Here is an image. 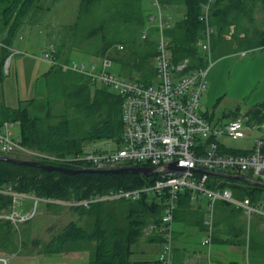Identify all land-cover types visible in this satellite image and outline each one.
I'll list each match as a JSON object with an SVG mask.
<instances>
[{
  "label": "trees",
  "instance_id": "1",
  "mask_svg": "<svg viewBox=\"0 0 264 264\" xmlns=\"http://www.w3.org/2000/svg\"><path fill=\"white\" fill-rule=\"evenodd\" d=\"M41 1L0 0L2 74V66L10 55L9 48L16 34L27 24L28 17L40 9ZM141 2L80 0L76 22L66 31L69 36L64 34L68 42L66 49L74 48L71 43L74 36L78 50L84 42L89 41L91 53L117 63L121 76L151 83L155 77L153 59L156 55V30L149 25ZM159 2L185 8L183 19L165 29L172 61L176 63L188 58L191 60V69L205 67L206 60L196 44L202 37L203 22L199 20V16L207 0ZM255 14H264V0H214L208 13V21L214 29L211 39L213 58L264 47V28L257 22ZM144 30L147 34L142 37ZM118 46L122 48L118 49ZM63 47L65 46H52V54L56 60L64 54ZM91 85L84 76L64 71L59 64H51L35 81V94L31 99L16 108L5 107L0 110V127L6 122H17V140L21 147L59 157L81 152L83 144L92 140L114 139L119 142L122 131V100L118 95L107 92L105 87L96 86L92 97ZM56 106L63 109L54 114ZM250 116L251 120L262 119L264 104L253 109ZM0 156L21 159L16 153L0 152ZM37 161L68 169H84L75 164ZM225 182L232 184L225 186ZM149 183L150 179L137 173L71 174L0 161L1 189L10 187L16 192L54 201L83 200L93 195H103L109 190L135 189ZM208 185L219 189L231 188L238 194V198H248L257 206L264 191L263 186L219 174L209 175ZM189 196V191L180 194L177 206L181 199H188ZM0 200L3 202L0 208L9 210L10 197L0 194ZM163 201L162 198L148 199L143 195L133 202L110 200L94 203L87 209L73 207L71 209L77 214L75 221H70L47 243L33 241L32 244L34 247H42L39 254L55 255L86 250L89 252L88 264H126L131 254L130 245L140 239L147 225L159 222ZM106 202L113 204L114 209L105 210ZM116 202L121 203L118 209L124 216L123 223L121 226L114 223L104 226L103 223L107 222L104 220L114 218ZM45 206L59 205L45 203ZM218 210L220 215L214 221V240L222 243L241 242L245 231L243 225H239L240 211L226 203L218 205ZM151 237L150 235L148 239ZM248 243L249 250L264 256V243L254 237H250Z\"/></svg>",
  "mask_w": 264,
  "mask_h": 264
},
{
  "label": "built area",
  "instance_id": "2",
  "mask_svg": "<svg viewBox=\"0 0 264 264\" xmlns=\"http://www.w3.org/2000/svg\"><path fill=\"white\" fill-rule=\"evenodd\" d=\"M156 12L147 14L148 23L156 32V55L153 59L155 77L151 83L115 75L106 70L110 61L103 60L102 67L84 66L83 64L57 63L50 48L43 58L51 64H59L64 71L76 72L92 84L111 87L121 102V136L119 142L109 146L97 145L66 157L21 147L18 140L11 137L10 124L0 127V152L3 154L19 153L30 155L29 159L47 162L69 163L85 166L93 170H113L125 167H149L154 174L150 183L135 189L109 190L103 195H93L83 200L67 202L74 207L87 209L90 205L110 200L137 201L143 195L164 199L159 222L151 227V232L163 239V248L159 256L165 261L171 250V222L177 209L179 195L190 192L191 200L203 196L212 204L217 200L228 202L243 210L249 218L259 215L264 225V209L253 205L248 198L238 201L229 189L212 188L208 185L210 173L231 176L250 177L251 181L264 185L263 141L255 139L253 149L245 155L223 153L214 140L221 136L230 139L246 137V130L241 119H234L226 124L213 126L208 118L199 113V98L206 83L207 66L191 69V60L182 59L174 63L171 58L169 40L165 29L170 27L169 16L162 13L166 5L159 0H151ZM214 0H207L202 6L199 20L203 22L202 37L197 48L210 62L211 39L214 29L208 21L210 5ZM147 31H143L144 37ZM118 46V49H121ZM211 63L209 64V66ZM7 72V63L4 73ZM86 151H85V150ZM174 164L173 169L168 166ZM0 194L11 199L10 208L4 218L13 226L30 221L37 214L39 202L64 204L0 188ZM157 199V198H156ZM29 200L31 206L25 204ZM206 242V241H205ZM0 264H7L5 257H0Z\"/></svg>",
  "mask_w": 264,
  "mask_h": 264
},
{
  "label": "rangeland",
  "instance_id": "3",
  "mask_svg": "<svg viewBox=\"0 0 264 264\" xmlns=\"http://www.w3.org/2000/svg\"><path fill=\"white\" fill-rule=\"evenodd\" d=\"M141 1L142 9L146 17L148 16L147 14L156 12L157 8L152 5L151 0H145L149 4L145 3L144 0ZM79 2L80 0H42L40 9L28 17L27 25L16 34L12 43L14 51L16 50V45L22 41L25 44L23 49L24 53L22 52L20 56H16L17 53L14 51L2 66L3 74L0 69V110L5 107L16 108L34 96L33 89H29L28 91L26 86L30 81L35 79L36 72L41 65L44 67L41 69L43 72L51 65L50 61L43 58L45 53L42 48V41H44L43 30L45 28L53 29L55 27V31L58 32V35H56L57 43L59 46H65L63 49L67 50L68 42L66 41V35L68 34L66 31L76 22ZM161 11L163 14L169 16V24L171 27L176 22L181 21L185 14V8L177 5H166V8H162ZM255 18L261 28H264V14H255ZM43 20H45V23L42 24L44 22ZM71 43L74 48H72V53L69 57L70 64H83L88 68L92 65L97 69L102 67L104 58L91 53L89 41L84 42L81 46L82 48L79 50L76 49V36L71 40ZM33 62L34 65L32 64ZM6 63L7 74L4 73ZM210 63L211 66L205 78V89L198 102L199 110L201 112L207 111L211 117L210 120L214 124L223 114L229 113V111L239 107V116L243 117V120L246 121L247 117L244 116L246 110L258 102H264V47L254 51H246L243 54L237 53L235 56H223L218 59L213 58L211 54V59L207 63V67ZM14 64H17L18 68V83L15 82ZM106 70L115 75H120V68L115 62L111 61ZM95 86L101 87L99 84H92L90 86V94L92 97L96 88ZM31 87H33L32 83ZM105 88L107 92L115 94L111 87ZM62 109L63 107L56 106L54 114ZM9 130L12 139L17 140L19 138L18 123L11 122ZM256 132H259L258 135L260 134L264 138V118L260 120L258 129L253 133L256 134ZM216 140L221 143L224 142L230 148H248L250 146L249 141L242 139L230 140L226 136L218 137ZM101 144L111 148L114 146V142L111 139H96L87 142L85 147L89 148ZM16 154L21 159L33 160L32 158L29 159L31 157L30 155ZM79 167L89 169L85 166ZM16 184L17 180L15 182ZM229 184L232 183H224L225 186ZM147 198L152 199L154 197L148 195ZM156 198L159 200L158 197ZM200 198L202 201H206L204 197ZM31 202L27 200L25 204L31 206ZM2 203L0 200V205ZM116 203L117 208L114 210V218L104 220L107 221L103 223L104 226H107V224L109 226L112 223L116 226L122 225L124 216L118 209L121 203ZM73 207L67 202L57 207L45 206L44 202H39L35 217L18 226H13L4 218L8 208H0V257H5L7 264H88L89 252L86 250L45 255L39 254L42 249L40 245L34 247L32 244L33 241H38L40 244L47 243L70 221H75L77 214L71 209ZM203 207L206 206L204 205ZM258 207L264 209V192L261 193L258 200ZM104 209H114L113 204L106 202ZM93 217L94 215L91 218ZM91 218L90 220H92ZM261 220V217L256 214H252L249 218L247 216L245 217L249 238L254 237L256 240L263 242L262 236L264 233L262 232ZM153 225V222L147 225L143 229V234L140 239L130 245L132 251L130 259H153L159 255L158 250L160 246L158 242L146 238L147 235L152 234L151 227ZM188 230L191 229H185L186 232ZM185 235H188L186 236V240L189 244H195L197 240H195L193 235L189 233H185Z\"/></svg>",
  "mask_w": 264,
  "mask_h": 264
},
{
  "label": "crops",
  "instance_id": "4",
  "mask_svg": "<svg viewBox=\"0 0 264 264\" xmlns=\"http://www.w3.org/2000/svg\"><path fill=\"white\" fill-rule=\"evenodd\" d=\"M145 3L149 4L148 1H145ZM43 21L44 22H42V24L45 23V20H43ZM54 28L53 29L45 28V30H43L44 41H42L43 42L42 48H43L44 52L47 51L49 48H52L53 45L59 46V44L56 41V39H57L56 35H58V32L55 31ZM22 29H23V27H22ZM22 29H20V30H22ZM51 36H53V37H51ZM40 44H41V42H40ZM16 46H17L16 50H14V51H15V53H17L16 56H20L21 53L23 52L25 44L22 43V41H21ZM13 48L14 47H12V44H11V46L9 48L10 54L14 53ZM258 49H261V48H257V49H253V50L232 52V53L224 55V56H235V55H237V53L243 54L246 51H254V50H258ZM71 53H72V49L67 48V50H64V54L61 55V57H59V60L57 59V61L59 63H69V61H70L69 57L71 56ZM220 57H223V56H220ZM220 57H218V58H220ZM218 58H216V59H218ZM207 63H208V61L206 60V66H207ZM32 64L34 65V62ZM210 66L207 67V71H208ZM43 68H44L43 65H41L36 72L35 79L30 81L28 83V85L26 86V89L28 91H29V89H33L34 94H35V81L37 80L38 77H40L44 72H46L48 70V68H47L46 71L43 72L41 70ZM14 72L16 75L15 82L18 83L17 64H14ZM31 83H32L33 87H31ZM262 104H264V102H258L257 104L251 106V108H248L246 110V112L244 113V116L247 117L246 121L243 120V117L239 116V112H238L239 107H236L234 110L229 111V113L223 114V116L220 117L217 120V122H215L214 124L210 120L211 117L208 115L207 111L201 112L199 109L198 110H199V113L205 115L208 118V120L211 122V124L213 126H219L221 124L224 125L231 120L241 119L242 124H243V126L246 130V134H247L245 138H242V140L249 141L250 146L248 148H243V147L230 148V147H227V145L224 144V142L223 143L218 142L216 140V138L214 140L218 143L219 149L223 153H229V154H235V155H245V154H248L252 151L254 141L257 138L261 139L263 141V152H264V138H262L260 136V134L258 135L259 132L258 133L256 132V134L253 133L255 130L258 129V123L260 122L261 119H258V120H251L250 119V117H251L250 112ZM230 140H233V139H230ZM236 140H238V139H236ZM112 141L114 142V140H112ZM86 143H84V144H86ZM101 145H104V144H101ZM211 174L212 173H210L209 175H211ZM214 175H217V174H214ZM219 175H222V174H219ZM223 176H225V174H223ZM225 177H227V176H225ZM227 178H230V177H227ZM244 178H245V181H248L249 183L253 184V181H251L250 177L247 176ZM233 179H235V178H233ZM225 189L231 190L234 199H236L238 201L242 200V199L238 198V196H237L238 194H236L231 188H225ZM200 197H203V196H198V198L195 201L191 200V196H189L188 199L183 198L180 200L179 205L177 206V211L175 212L173 220L171 222L172 238H171L170 246H172V247H171L169 254L166 256L165 261L159 260V256L162 252V248H163V244H164L163 239L161 236H159L155 233L154 235L151 234L152 237L150 240L154 241V242H158V244L160 246L159 250H158L159 255H157L153 259H145L144 258V259H138V260L137 259H130V256H129V262L126 264H230V263H234V264H264V256H260L261 254L257 255V253L252 252L248 248V244H249L248 243L249 236L247 234L248 227H247V224L245 221L246 216H245L243 210H241L239 208L237 209L233 205H231L230 203L224 202L221 200H217L211 204L206 197H204L206 199V201H202ZM221 203H226L229 206H232L236 210L240 211L241 215L239 216V225H243V229L245 231L244 237L241 238L242 240L240 239L241 242L236 243V242L231 241L230 243H222L221 241H215L214 240V236H213L214 221L220 215V212L218 210V205H220ZM204 205L206 207H203ZM162 209H163V207H162ZM162 209H161V214H162ZM261 224H262V229H263L262 232L264 233L263 221H261ZM185 229H191V230H188L186 232ZM185 233H189L190 235H193L195 237V240H197L195 242V244L192 245V244H189L187 242L186 236H188V235H185ZM149 236L150 235H147L146 238L148 239ZM262 241H263L262 243H264V238ZM131 254H132V251H131Z\"/></svg>",
  "mask_w": 264,
  "mask_h": 264
},
{
  "label": "water",
  "instance_id": "5",
  "mask_svg": "<svg viewBox=\"0 0 264 264\" xmlns=\"http://www.w3.org/2000/svg\"><path fill=\"white\" fill-rule=\"evenodd\" d=\"M0 161H7L19 166H29V167H35L47 171H59V172H64V173H71V174H76L79 172H98V173H137L141 174L144 177H150L151 175L154 174L152 168L149 167H125V168H119V169H113V170H93V169H68L65 167L61 166H55V165H49V164H44L39 161L35 160H24V159H17L14 157H8V156H0ZM169 169L174 168V164H171L168 166ZM212 174H217V173H212ZM230 178H235V179H242L245 180L244 177L241 176H231V175H225ZM253 184L260 185L257 182H253ZM263 186L264 185H260Z\"/></svg>",
  "mask_w": 264,
  "mask_h": 264
},
{
  "label": "bare ground",
  "instance_id": "6",
  "mask_svg": "<svg viewBox=\"0 0 264 264\" xmlns=\"http://www.w3.org/2000/svg\"><path fill=\"white\" fill-rule=\"evenodd\" d=\"M233 14H234V12H233Z\"/></svg>",
  "mask_w": 264,
  "mask_h": 264
}]
</instances>
